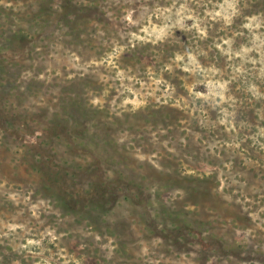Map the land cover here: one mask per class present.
<instances>
[{"label":"rangeland","instance_id":"374dc122","mask_svg":"<svg viewBox=\"0 0 264 264\" xmlns=\"http://www.w3.org/2000/svg\"><path fill=\"white\" fill-rule=\"evenodd\" d=\"M0 264H264V0H0Z\"/></svg>","mask_w":264,"mask_h":264}]
</instances>
